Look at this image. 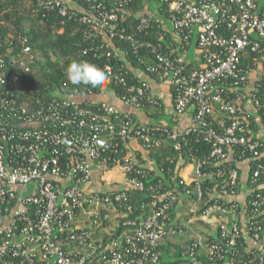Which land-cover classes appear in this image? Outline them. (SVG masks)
Wrapping results in <instances>:
<instances>
[{"label":"built area","instance_id":"1","mask_svg":"<svg viewBox=\"0 0 264 264\" xmlns=\"http://www.w3.org/2000/svg\"><path fill=\"white\" fill-rule=\"evenodd\" d=\"M84 1L93 5L37 0L46 13L85 25L86 39L104 36L84 54L104 50L108 82L137 110L163 101L140 71L129 67L138 78L130 82L111 62L125 56L109 40L119 35L134 55L145 53L147 73L169 85L175 113L190 112V124L151 128L107 102L84 107L85 97L30 100L22 82L34 55L24 49L27 38L10 33V43H0V264H161L162 244L178 237L185 238L178 264H264V0H159L166 8L139 15L136 36L115 32L114 4ZM157 24L162 39L167 31L181 39L173 47L184 55L196 36L197 68L151 39ZM191 135L210 153L186 165L190 178L152 185L134 217L131 194L147 189L151 150L172 140L181 157ZM116 140L128 149L120 159L109 156L120 152ZM117 168L125 183L107 184L103 176ZM204 190L210 206L199 214Z\"/></svg>","mask_w":264,"mask_h":264},{"label":"trees","instance_id":"2","mask_svg":"<svg viewBox=\"0 0 264 264\" xmlns=\"http://www.w3.org/2000/svg\"><path fill=\"white\" fill-rule=\"evenodd\" d=\"M70 4L87 8L93 5V3H87L84 0H69ZM100 3H106L109 8L114 7L118 11L119 19L116 22H111V26H115V32L125 30V34H137V26L139 23V15L147 11L156 13L161 8H166L161 4L159 0H99ZM30 4V8L26 9V4ZM114 4V5H113ZM122 4L123 6H120ZM161 14H164L163 12ZM124 16V17H122ZM166 16V15H165ZM169 20V18L166 16ZM167 20V24L169 21ZM157 24L156 32L151 37L155 42L159 41L163 43L167 52L173 53L176 56H186L189 59L190 54L184 55V51H175L174 45H182L181 39L176 37L171 31H167L165 37L162 39L161 34L164 33L158 29ZM109 27L112 28V27ZM170 29V28H169ZM86 27L77 21H69L59 17L56 13H46L37 2V0H0V43L3 46H7L9 42L8 35L10 33L21 34L27 38V42L24 44V49L33 47L34 50L31 54L34 55L33 61L30 63V73L24 75L22 87L26 91V97L30 100H51L55 97L65 98H80L85 97L87 101L82 104L84 107H88L90 101L99 100L102 94L110 92L115 94L117 98L122 97V88L108 82V79L98 87L92 85L72 84L66 75V69L73 61H87L95 64L98 68L103 67L109 63L107 57L102 56L101 51L96 57L94 52L90 51L88 54H84L85 50L101 45L104 36H99L96 41L94 39H86L85 37ZM110 32V30H109ZM111 33H108V36ZM110 50L113 52L124 54L123 61H119V55L112 60V63H119L117 67H124V72L128 73V79L130 82L138 81L135 78L133 72L129 67L134 70L140 71L143 76L152 78L146 71V64L150 63L149 58L145 53L140 55H134L132 49V43L127 40L120 39L119 35L111 38ZM16 43V42H15ZM197 47V38L193 37L191 46L188 47V52L192 51V48ZM17 51H20L19 47ZM144 60V64L141 60ZM129 65V66H128ZM197 64L189 59V68H197ZM263 93V91H261ZM264 96V95H262ZM144 108H149L154 116L153 119L146 124L149 127L154 126H167L174 128L163 118H167L165 106H152L147 105ZM136 120V118H135ZM189 145H183V160L184 164L179 166L180 154L174 149L173 141L168 140L165 145L160 148L151 150L150 157L154 162L153 167L149 170V178L146 182L147 189L143 194L132 193V203L138 208L135 211L138 216L142 213L140 207L144 202H150L152 199V193L150 187L158 184L160 181L163 183L173 184V179L179 181L181 179L180 173L186 165L192 162V158L205 157L210 153L211 145L204 141L203 137L198 135H191L188 137ZM198 140V141H197ZM119 143L118 154H110L109 156H115L122 158L128 153L126 145L120 140H116ZM191 155V159L188 156ZM113 166H110L111 169ZM204 200L200 205V213L206 210L210 203L208 200V194L204 190ZM148 208L143 211L146 213ZM147 216V214L145 215ZM190 245V243L188 244ZM162 259L161 264H178L182 261V246H177L175 243L167 242L162 244Z\"/></svg>","mask_w":264,"mask_h":264},{"label":"crops","instance_id":"3","mask_svg":"<svg viewBox=\"0 0 264 264\" xmlns=\"http://www.w3.org/2000/svg\"><path fill=\"white\" fill-rule=\"evenodd\" d=\"M67 1H69V0H67ZM71 6L76 7V5H74V4H71ZM190 52H188V54H190ZM193 52H194V54L196 53V48H194ZM186 58L189 61L190 58L189 59H188V57H186ZM192 60L193 59H191V61ZM193 61L195 62L196 60H193ZM143 78L150 82L152 94L154 96L160 98L163 101V105L165 106V109H166V115L165 116L167 117V118H163V119L165 121H167L168 123H170L171 125L175 126V128H177V129H181V130L186 129L190 124V116H191L190 112L189 113L187 112L183 115H178L175 113L174 107H173L172 92H171L169 85L158 83L157 81H155L151 78H148L147 76H144ZM110 96H113V95H109V96L103 95V96H101V98H99V100L102 102H107V103L117 107L121 111L133 113L134 117L136 118L138 123H141V124L147 123L153 119L154 116L152 115V112L150 111L151 109L149 110V108H143V109L137 110L133 107H130V106L122 103L119 100V98H117L115 96H114V99H110L111 101H109L108 97H110ZM145 155H146V153H145ZM241 168H242L243 173L247 174V167L245 166V164L241 165ZM186 169H187V167L185 169H183L182 171H184ZM181 175H182V173H181ZM104 176H103V178H104ZM106 183L107 184L116 183L118 186H121V183H119V182H113V181L107 182L106 181ZM95 186H96L95 188L99 189L97 184H95Z\"/></svg>","mask_w":264,"mask_h":264},{"label":"clouds","instance_id":"4","mask_svg":"<svg viewBox=\"0 0 264 264\" xmlns=\"http://www.w3.org/2000/svg\"><path fill=\"white\" fill-rule=\"evenodd\" d=\"M68 80L74 85L87 84L98 87L107 79V74L95 64L87 61H73L66 69Z\"/></svg>","mask_w":264,"mask_h":264},{"label":"rangeland","instance_id":"5","mask_svg":"<svg viewBox=\"0 0 264 264\" xmlns=\"http://www.w3.org/2000/svg\"><path fill=\"white\" fill-rule=\"evenodd\" d=\"M66 2H67V0H66ZM30 8V4L29 3H27L26 4V9L28 10ZM194 47L192 48V51L190 52V55H189V58L190 59H193V60H196L197 59V54L195 53L194 54ZM106 95H111V93L110 92H107L106 93ZM110 99H114V96H110V97H108V100L109 101H111ZM133 147H138V143L136 142V141H133L132 142V144H131ZM191 170H192V165H189V166H187V169L186 170H184V171H182L181 173H182V175L183 176H185L186 178H190L191 176H190V172H191ZM104 179H105V181H107V182H110V181H113V182H119V183H121V186H122V184H124L125 183V179H124V176H123V172H122V170L120 169V168H117V169H112L111 171H109L108 173H106L105 174V176H104ZM187 208H189V206L188 205H186V211H188V209ZM188 215L186 216V215H184L183 216V219L181 220V222L182 223H185L187 220H188ZM212 221L213 222H216V220L215 219H213L212 218ZM203 229V228H202ZM200 228H199V230H195V232L196 233H198V234H200ZM195 236L194 235V233H192L190 236ZM200 235H202V233L200 234ZM186 238H188V236L186 237ZM185 238L184 237H178L177 238V241H174L175 242V244L177 245V246H181L180 244H182V242H180L181 240H184Z\"/></svg>","mask_w":264,"mask_h":264},{"label":"water","instance_id":"6","mask_svg":"<svg viewBox=\"0 0 264 264\" xmlns=\"http://www.w3.org/2000/svg\"><path fill=\"white\" fill-rule=\"evenodd\" d=\"M27 50H28V52L31 53L34 50V48L33 47H29Z\"/></svg>","mask_w":264,"mask_h":264}]
</instances>
